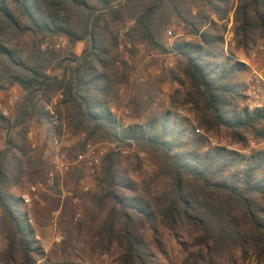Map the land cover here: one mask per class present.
Wrapping results in <instances>:
<instances>
[{"label":"trees","instance_id":"trees-1","mask_svg":"<svg viewBox=\"0 0 264 264\" xmlns=\"http://www.w3.org/2000/svg\"><path fill=\"white\" fill-rule=\"evenodd\" d=\"M233 10L236 49L248 55L264 44V0H237L235 6L233 0H0V70L26 93L13 120L0 113V127L9 135L0 151V264L44 259L21 199L5 191L14 182L12 171L29 157L28 125L46 118L45 107L56 93L63 94L60 116L74 134L85 135L87 142L136 146L161 160L153 176L137 182L126 178L120 153L104 159L96 216L86 222L96 251L107 252L112 264H159L162 259L169 264L249 259L264 264V151H205L196 129L172 111L154 110L153 83L131 98L139 122L122 124L111 107L130 81L115 27L133 21L130 41L177 57L175 70L158 80L180 86L171 107H178L181 96L198 118L197 129L207 134L225 132L237 144L248 135L264 139V109L250 112L241 106L249 68L224 51L222 22ZM174 20L192 39L167 50L161 38ZM25 37L35 41L26 55ZM55 37L85 47L80 55L59 60L56 53L40 50ZM56 61L61 76L48 74ZM141 169L142 164L134 170ZM172 241L178 261L171 257Z\"/></svg>","mask_w":264,"mask_h":264},{"label":"rangeland","instance_id":"rangeland-1","mask_svg":"<svg viewBox=\"0 0 264 264\" xmlns=\"http://www.w3.org/2000/svg\"><path fill=\"white\" fill-rule=\"evenodd\" d=\"M233 4L234 0H233ZM192 6L190 2L186 9ZM134 26V22L126 21L115 27V31L119 33L120 42V58L122 62H126L130 71V81L128 84L120 87L118 95L112 101L111 107L115 115L124 125H132L139 122L134 118L133 107L131 106V98L142 87L148 85L154 91L156 96V104L154 110L159 114L172 111L178 120L183 121L190 128L197 129L198 118L191 105H184L183 98L177 97V108L171 107L170 100L176 89L180 86L168 80L160 83L158 80L165 78L168 73L175 70L177 66V57L175 54L163 53L153 49L146 43H134L127 38L128 31ZM173 33V39L170 40L168 32ZM228 29L224 32V40L227 38ZM192 37L186 34L183 26L177 20H174L169 26L162 38V45L168 50L173 47L177 41L191 40ZM34 38L25 37L21 41V48L26 55L29 50H33ZM225 45V43H224ZM260 44L253 51L256 54L255 60L264 53ZM262 46V47H263ZM84 43H78L72 46L64 37L47 38L40 45L41 52L50 51L58 55L59 60L70 57L71 54L80 55L84 49ZM264 48V47H263ZM232 54L236 61L240 62L241 56L233 49ZM231 54V53H230ZM261 54V55H260ZM250 57L251 53L246 55ZM243 58V57H242ZM264 58V57H263ZM58 60V61H59ZM254 60V61H255ZM54 63L49 69L48 74L61 76V70L55 68ZM253 62H250V64ZM251 64V65H252ZM172 65V66H171ZM253 67V66H252ZM245 76L254 72L261 73L251 67ZM263 76V74H262ZM264 77V76H263ZM0 83L5 89L0 91V101L3 107L7 109L9 119L13 120L18 105L24 100L26 93L18 87V100L14 104L9 103L12 95V88L9 80L0 70ZM57 95L54 94L50 101ZM63 106H58L60 114L64 112ZM264 129V123L261 126ZM200 134L204 139V150H212L214 148H226L230 151H236L243 154H251L257 151H264V139L254 138L248 135L247 141L243 144L234 143L225 132L219 134H207L202 130ZM31 133V139H28ZM16 131H12L14 137ZM54 134L60 137V145L58 148L53 146L52 138ZM6 130L0 127V151L5 148L8 139ZM28 143L30 144V154L21 165L16 167V171H12L15 177L14 182L6 189L5 192L21 199L22 194H26L31 185L43 182L47 184L50 174H54L55 187H47L40 192L38 200L26 206L21 205L22 210L29 216L34 228L35 241L37 247H40L44 253V259L38 264H112L109 254L103 250H95L93 243L94 232H88L86 226L92 220L91 217L96 216V205L94 199L99 192L100 178L103 173V162L96 168L94 173L88 172L83 166H76L67 173H60L55 170L56 154L62 153L68 159L73 160L77 154L84 151L87 143L85 135L74 134L67 126L64 115H61V122L58 128H54L47 121V116L41 120H34L28 125L27 133ZM110 145V153H120L121 168L125 170L127 176L134 181L140 182L142 179L151 177L158 170L160 158L156 154L149 153L142 149L133 147H118L112 142H100ZM138 157V159H137ZM142 164L141 173H137L134 169ZM139 174V175H138ZM69 194L72 196L70 197ZM80 223L85 225H80ZM169 241V240H168ZM174 249L171 250V257L175 261L181 258L178 248L174 241L169 245ZM159 264H169L167 260H160ZM241 264H255L252 259Z\"/></svg>","mask_w":264,"mask_h":264},{"label":"built area","instance_id":"built-area-1","mask_svg":"<svg viewBox=\"0 0 264 264\" xmlns=\"http://www.w3.org/2000/svg\"><path fill=\"white\" fill-rule=\"evenodd\" d=\"M170 36V40L173 39V33L168 32ZM232 43H236L234 39V32L229 30L227 33V38L225 39V50L229 51V46ZM264 48H261L263 50ZM172 66V65H171ZM245 100L242 103V107L246 108L250 112H254L256 110L264 109V77L254 72L248 76L245 80ZM18 87L14 86L12 88V95L9 98V103L14 104L18 100L17 96ZM63 99V94L58 93L51 103L47 104L45 107L47 121L54 128H58L61 122V116L58 110V106L61 105V101ZM0 113L5 117L9 118V114L7 109L3 107L2 102L0 101ZM198 134H202L200 129H196ZM31 139V133L28 134ZM53 146L56 148L60 145V137L57 134H54L52 138ZM110 153V145L106 143H94L87 142L84 148V151L80 154H77L73 160L68 159L65 154L57 153L56 159L54 162L55 170L60 173H67L71 171L76 166H83L88 172L94 173L96 168L99 167L102 161L107 157ZM47 187L53 188L55 187V177L54 174H50L47 184L43 182H39L33 184L29 187L28 192L26 194L21 195V202L23 205H30L33 201H36L40 197V192L45 190ZM71 197L72 195L69 194ZM30 224L32 223L29 220ZM32 226V225H31Z\"/></svg>","mask_w":264,"mask_h":264},{"label":"crops","instance_id":"crops-1","mask_svg":"<svg viewBox=\"0 0 264 264\" xmlns=\"http://www.w3.org/2000/svg\"><path fill=\"white\" fill-rule=\"evenodd\" d=\"M234 3L237 5V0H234ZM235 6V5H234ZM233 14H234V10L232 11V12H230V14H229V16L227 17V19L224 21V22H222V23H224L225 24V26L227 27V29H228V31L229 30H232V32H233ZM263 46V45H262ZM261 46V48H263ZM260 48V49H261ZM233 49H235L236 50V52H238V54H239V56H241V57H239V58H241V60H239L241 63H244V64H246L248 67H251V68H253V69H255V70H257V71H259V72H261L260 74L262 75L263 74V76H264V53H262V55L261 56H259V59L256 61L255 60V57H256V54L257 53H255L254 51H251L250 53H251V56L250 57H246V55L242 52V51H238L237 49H236V43L234 44V43H232V44H230V46H229V51L227 50V52H226V50H225V45H224V51H225V53L226 54H232V52H230V50L232 51ZM264 50V49H263ZM233 55V54H232ZM234 56V55H233ZM243 57V58H242ZM235 60H237V58H235ZM255 60V61H254ZM250 62H253V64L251 65L250 64ZM253 66V67H252Z\"/></svg>","mask_w":264,"mask_h":264}]
</instances>
